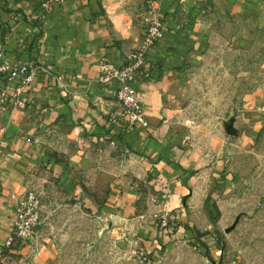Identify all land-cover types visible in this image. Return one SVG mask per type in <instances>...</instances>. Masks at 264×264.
Returning <instances> with one entry per match:
<instances>
[{
  "label": "rangeland",
  "instance_id": "rangeland-1",
  "mask_svg": "<svg viewBox=\"0 0 264 264\" xmlns=\"http://www.w3.org/2000/svg\"><path fill=\"white\" fill-rule=\"evenodd\" d=\"M78 1L97 5L130 57L151 21L166 23L162 9L168 4L182 21L178 33L188 25L191 35L202 36V51L194 45L173 69L169 128L182 145L206 156L211 172L198 180L197 201L190 203V194L170 212L169 188L150 177L126 180L125 164L117 163L125 160L123 139L94 144L115 161L106 163L107 179L125 177L115 186L121 193L110 198L105 178L62 189L39 172L42 182L34 180L28 190L44 206L37 239L25 242L31 256L48 240L55 248L52 264H264V7L243 9L236 0ZM127 188L137 192L132 203L123 202ZM143 222L169 238L148 251L140 242Z\"/></svg>",
  "mask_w": 264,
  "mask_h": 264
},
{
  "label": "crops",
  "instance_id": "crops-1",
  "mask_svg": "<svg viewBox=\"0 0 264 264\" xmlns=\"http://www.w3.org/2000/svg\"><path fill=\"white\" fill-rule=\"evenodd\" d=\"M42 1L46 0H0L1 64L16 71L22 66L35 71L34 82L24 91L19 90V76L9 73L0 78V264L53 263L55 248L48 240L35 257L21 240L7 247L16 205L34 180L42 182L39 172L56 178L62 189L80 186L85 178L94 184L105 178L112 188L110 198L121 193L116 187L122 184L119 177H125L118 174L107 179L106 163L110 166L115 161L94 144L123 139L120 149L125 160L117 159V163L125 164L126 180L150 177L151 182L169 188L164 198L170 212L181 207L190 194V203L197 201L198 180L209 178L211 172L206 156L182 145L169 128L173 69L188 59L194 45L199 51L204 46L201 35L186 30L188 25L183 32L176 31L182 21L175 7H163L165 40L148 52V66L135 85L148 127L132 128L116 98L118 84L100 80L98 61L102 57L117 65L127 64L130 58L107 19L97 5L78 0H63L52 13L37 18ZM236 1L243 9L264 7V0ZM18 99H28L25 109L14 107ZM82 139L92 145H84ZM136 194L127 188L123 202L132 203ZM177 213L179 218L184 216V211ZM149 225L143 222L138 228L143 236L140 242L148 251L169 238L167 231Z\"/></svg>",
  "mask_w": 264,
  "mask_h": 264
},
{
  "label": "built area",
  "instance_id": "built-area-1",
  "mask_svg": "<svg viewBox=\"0 0 264 264\" xmlns=\"http://www.w3.org/2000/svg\"><path fill=\"white\" fill-rule=\"evenodd\" d=\"M62 2L63 0L42 1L39 5L37 18H42L52 13L56 5ZM1 31L0 25V38ZM164 38L163 23L156 18L149 23L146 37L140 49L130 57L127 64L117 65L105 57L98 61L101 82L105 84L115 82L118 84L116 98L130 127H148L144 117L142 98L135 85L139 73L148 66V52ZM3 57L4 53L0 47V78L9 73L12 76H19V90L24 91L34 82V69L22 66L17 71L13 70L1 64ZM58 85L60 84L58 83ZM27 103L28 99H18L14 107L16 109H25ZM43 208V201L35 192L30 191L19 199L15 209L13 233L7 241V247H11L16 240L33 242L37 239L42 223Z\"/></svg>",
  "mask_w": 264,
  "mask_h": 264
}]
</instances>
